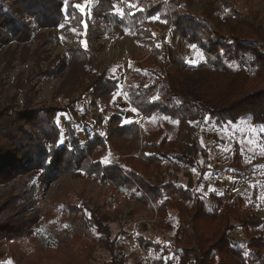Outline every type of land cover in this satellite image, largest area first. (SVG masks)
<instances>
[{
  "label": "trees",
  "instance_id": "trees-1",
  "mask_svg": "<svg viewBox=\"0 0 264 264\" xmlns=\"http://www.w3.org/2000/svg\"><path fill=\"white\" fill-rule=\"evenodd\" d=\"M82 1L0 0V43L25 42L32 39L36 29L54 28L60 24H70L78 30L80 39L87 43L92 38L100 39L107 26L139 34L147 52L144 58L147 61L143 63L135 60L123 81V89L131 108L143 117L161 115L173 119L178 123V131L182 130L190 136L191 129L197 127L194 124L199 120L208 122L209 118H213L218 124H224L228 120L235 122L246 118L260 130L258 136L260 141L263 140L261 143H264V87L254 86L264 84V26L250 22L245 26L226 23L223 29L221 25L211 23L208 15L203 12L195 15L181 8L180 4L169 3L161 10L156 6H136L132 0H121L119 10L113 0H85L87 15H84L76 7ZM159 10L163 11L159 23L166 25L171 20V24L165 26L168 29L165 37L159 36L160 31L153 34L149 26L152 16ZM178 44L186 48L196 45L202 59L196 63L187 62L178 52ZM72 49L78 55L75 58L80 66L73 65L70 80L67 81L66 76L65 86H69L66 94L51 97V104L41 107L32 106L29 102L19 107L0 102V140L9 141L8 149H3L4 146L0 144V165H7L0 169V180H5L14 171L18 162L14 157L19 155L15 173L41 169L45 178H52L54 174L58 177L70 171L90 173L119 187L128 186L139 198H147L146 202L148 198L152 200L157 197L160 192L158 188L165 190L166 187H176L172 193H168L167 198H159L163 204L158 208L157 215L163 220L172 213L166 204L172 198H179L183 202H178L177 209L185 220L184 233L177 240L182 246L191 240L195 247L193 257L182 259L180 254L178 264H247L249 261L264 264V215H260L255 191L252 198L232 192L231 195H225V200V196H221L223 192H212L215 195L211 197L223 203L219 206L216 201L210 209L206 198L200 197L198 190L178 184L149 187L140 174L128 169L126 165H118L128 170L126 174L114 163L112 167L116 169H109L110 175L105 173L108 165L104 152L123 139L127 144L138 146L139 152H144L142 159L150 164L159 165L169 160L164 152L160 154V149L166 145L169 147L167 151L173 152L169 158L175 161L190 157L186 165L193 169V156L197 148L195 139L187 141L182 136H168L167 140L166 135L158 137L160 128L141 130L135 121H123L118 108L111 102L113 96L118 95L121 80L110 77L108 69L100 70L98 64L91 61L86 45ZM191 53L189 51L187 56ZM69 58L72 61L74 56L69 54ZM85 96H88L87 100L82 102ZM98 99H104L101 110L104 115L100 116L103 128L89 122L82 114L85 109L94 106ZM105 111L110 112L108 117ZM11 116L22 123L9 121ZM8 156L14 161L10 166ZM242 160L246 161L241 151L234 148L231 161L238 163ZM234 163L227 167L236 176L251 173L249 170L252 166L237 167ZM201 178H197L196 185L201 184ZM235 202L244 209H241L245 211L242 216L235 214ZM179 204L193 208L194 211L188 214ZM84 209L88 210L86 207ZM89 213L78 219L77 226L82 229L81 232L87 234L94 227L102 235L104 232L109 234L111 214L101 215L99 210L97 213L89 210ZM177 214L174 211L176 218ZM201 215L205 220L194 223V219ZM236 228L248 236L252 235L244 245L233 235L230 236ZM140 241L143 242V238ZM256 243L257 249L253 247ZM117 264L122 263L118 261Z\"/></svg>",
  "mask_w": 264,
  "mask_h": 264
},
{
  "label": "rangeland",
  "instance_id": "rangeland-1",
  "mask_svg": "<svg viewBox=\"0 0 264 264\" xmlns=\"http://www.w3.org/2000/svg\"><path fill=\"white\" fill-rule=\"evenodd\" d=\"M120 1L113 0L117 10L120 9ZM132 1L137 4H134L136 6L141 4L156 6L161 10L169 3L180 4L181 8L195 15L203 12L208 15L211 23L219 24L223 29L226 23L245 26L250 22L264 26V0ZM85 3L83 0L81 5ZM235 11L238 15H233ZM162 13L163 11L159 10L152 16L149 26L153 34L160 31L159 36L165 37L168 30L165 26H169L171 20L169 19L170 22L166 25L163 22L159 23L158 19L162 20L160 17ZM71 27L70 24H60L54 28L36 29L32 39L25 42L0 43V99L3 100L0 102L16 107L25 102L35 107L51 104V97L67 93L69 86H65V78L67 76V81L70 80L73 67L80 66L75 58L78 55L72 51V47L80 48L86 45L91 61L98 64L100 70L108 69L110 77L121 80L118 95L113 96L111 102L118 108L123 121L133 120L141 130L160 128L158 137L166 135L167 140L169 137L181 136L187 141L195 139L194 144L197 147L193 156L194 168L191 169L186 165V160H190V157L186 160L180 158L179 161H173L169 158L173 152H168L169 147L166 145L162 146L160 154L164 152L169 160H164L159 165L150 164L142 159L144 152L141 154L138 146L127 144L123 139L122 142L116 143V146L112 145L113 148L109 151L104 152L108 165L105 168L107 175H110L109 169H116L112 167V163L126 174L128 170L118 166L123 164L140 174L148 182L149 187L178 184L191 190H198L201 193L200 197L206 198L207 207L210 209L216 201L219 206L223 203L222 200L211 197L215 195L212 192L216 194L223 192L221 196L236 192L238 195L252 198L255 191L260 215H264V143H261L263 140L260 141L258 136L260 130L249 119H239L235 122L228 120L224 124H218L213 118H209L208 122L199 120L194 124L197 127L191 129L192 137L182 130L178 131V123L173 119L161 115L143 117L137 110L133 111L123 89V81L129 75L133 62L147 61L144 59L147 52L139 34L123 31L116 26H107L100 39L92 38L88 43H84L78 30ZM164 27L166 29H163ZM189 51L192 55L187 56ZM178 52L189 63H196L202 59L196 48H186L178 44ZM69 54L74 56L72 61ZM254 86L264 87V84ZM87 97L85 96L82 102H85ZM103 100L98 99L94 106L88 107L82 113L86 120L102 128L104 124L101 123L100 116L104 115L101 113ZM108 114L110 112L105 111L106 117ZM11 117L9 121L22 123L18 118ZM6 120L8 121L4 119ZM0 144L4 146L3 149L9 148L8 139H1ZM234 148L241 151L245 162L231 161ZM18 158L19 155L14 157L16 162H19ZM8 159L10 166L14 161L13 158ZM233 163L237 167L252 166L249 170L251 173L236 176L228 170ZM6 166L1 164L0 169ZM16 167L13 168L14 171ZM14 171L5 180H0V264H117L118 261L122 264H178L180 254L182 259L193 257L195 244L190 240L182 246L177 240L184 233L185 220L183 216L181 218L177 209L178 202H183L179 198H172L166 203L172 213L163 220L157 215L158 208L163 204L159 198L161 196L167 198L168 193H172L176 187H166L165 190L158 188L160 192L157 197L151 198L152 200L148 198L146 202L147 198L145 200L139 198V195L134 194L128 186L119 187L105 178L97 179L90 173L70 171L58 177L54 174L52 180L45 178L41 169L20 173ZM201 176L203 179L210 180L215 177L218 180L213 181L208 188L203 185L199 187L196 182ZM236 204L235 214L238 217L242 216L245 211H241L243 208ZM179 205L188 214L194 211L193 208ZM89 210L96 213L99 210L101 215L111 214L112 221L108 222L109 234L104 232L102 235L93 229L94 227H91L87 234L81 232L82 229L77 226L78 219L82 215H88ZM174 211L178 213L177 218ZM202 219L205 220L201 215L194 219V223ZM190 226L191 223L187 229L188 233ZM232 235L242 245L248 237H252L237 228L230 233V236ZM140 238H143V242ZM253 247L257 249L258 244ZM260 249L259 247L258 250ZM247 264L258 263L249 261Z\"/></svg>",
  "mask_w": 264,
  "mask_h": 264
},
{
  "label": "snow or ice",
  "instance_id": "snow-or-ice-1",
  "mask_svg": "<svg viewBox=\"0 0 264 264\" xmlns=\"http://www.w3.org/2000/svg\"><path fill=\"white\" fill-rule=\"evenodd\" d=\"M76 7L81 10L82 14L87 15V11H86V9H87V3L85 5H77ZM85 27H87V24L86 23H85ZM84 43H86V41ZM191 47L192 48H196L197 46L196 45H191ZM133 111H136V109H133ZM190 123H192V122H190ZM62 142L63 141H59V143H62Z\"/></svg>",
  "mask_w": 264,
  "mask_h": 264
},
{
  "label": "crops",
  "instance_id": "crops-1",
  "mask_svg": "<svg viewBox=\"0 0 264 264\" xmlns=\"http://www.w3.org/2000/svg\"><path fill=\"white\" fill-rule=\"evenodd\" d=\"M216 180H218V179H215V177L214 178H211L210 180H209V178L208 179L205 178V179L201 180V184L199 185V187H201L203 185L204 187L206 186L208 188L209 185L212 184L213 181H216ZM206 183H207V185H206Z\"/></svg>",
  "mask_w": 264,
  "mask_h": 264
}]
</instances>
